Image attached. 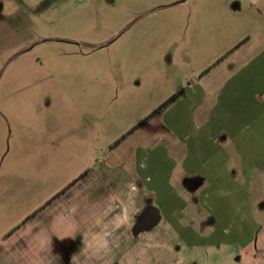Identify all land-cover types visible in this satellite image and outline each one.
I'll list each match as a JSON object with an SVG mask.
<instances>
[{"label": "rangeland", "instance_id": "rangeland-1", "mask_svg": "<svg viewBox=\"0 0 264 264\" xmlns=\"http://www.w3.org/2000/svg\"><path fill=\"white\" fill-rule=\"evenodd\" d=\"M252 163L264 166V0H0V238L53 209L73 221L74 182L119 212L172 188L205 223L140 228L133 209L114 264H256ZM186 172L207 179L197 199L178 188Z\"/></svg>", "mask_w": 264, "mask_h": 264}, {"label": "crops", "instance_id": "crops-1", "mask_svg": "<svg viewBox=\"0 0 264 264\" xmlns=\"http://www.w3.org/2000/svg\"><path fill=\"white\" fill-rule=\"evenodd\" d=\"M176 171L177 167L171 168L168 173V177L170 176L169 180L173 181V175ZM256 171L263 173L264 166L252 163L246 174L248 176L247 180H252L253 182L254 179L255 183L258 182L261 185L260 178L253 176V173ZM174 179L178 180V178ZM225 179L226 184L220 187V191H226L225 194L227 196H232L235 194V186L229 184L230 178ZM206 180V177H202L199 174L186 172V175L179 178L178 188L182 189L183 195H189L186 199L194 200L197 199L196 192L203 186ZM212 180H216L217 183L220 182V178L217 177H214ZM143 182H150V177L145 178ZM76 183L74 182L73 185H75L74 187L79 194L76 195L74 201L73 221L70 220L71 216L66 217L70 209L61 213L53 209V218L51 220V217H47V224L42 221L34 222L33 220H28L16 231H13L6 237L0 238V264H67V247L71 245L74 248V254L77 253L73 258V264H99V261H101V264H114L115 252L119 249L124 250V247L128 245H124L123 240H132L129 238V234L127 236L124 233V228L129 227L130 230L129 213L133 209L138 213L136 221L140 228L149 226L152 230L155 228L159 229L158 225L162 217L166 221V226L184 225L181 227L185 231L191 229L188 226L189 224L195 227L205 223V219L201 216L205 212H201L200 209L194 207L196 202H190V206L188 207L189 204H187L185 198L179 196V193L177 194L172 188L171 191L163 196V200L156 205L147 201L145 202L144 199V203H141V206L138 203L131 202L128 208L124 207L119 212L116 205H114L115 199L112 196H106L105 203L100 202L101 198L91 188L92 186L85 187L81 182ZM146 189H149V186H146L144 191ZM249 189L251 190L250 187ZM220 191L218 193H221ZM154 198L155 200L157 199V197ZM174 200H180L182 203V207L178 211L172 209ZM48 208L44 210L49 211ZM56 211L58 212L57 214L54 213ZM179 213L184 214V220L177 218ZM247 213L250 219L249 230L253 231V235L250 240L246 241L244 249L251 248L250 258H254L256 264H264L260 263V260L256 258L258 252L264 254V219L259 220L257 215L252 213L251 209L250 211L248 209ZM238 214L243 216L241 211ZM153 215L157 216V220L153 225H146L150 223V219H153ZM78 216L79 220H77ZM214 222V219L210 216L206 224L212 225ZM243 227L247 226H243V224L236 226V232L239 236L243 231ZM135 230L136 228L133 231L135 232ZM115 231H121L120 237L114 234ZM211 231L212 234L210 235L209 233L206 237L207 239L218 236L213 229ZM192 234L193 232L189 235L191 236ZM140 235H137L138 237L135 239H138ZM69 237H73V239L67 241L66 238ZM54 238L57 240H53ZM220 243L226 242L222 240ZM158 258H161V255H156L153 263H156Z\"/></svg>", "mask_w": 264, "mask_h": 264}, {"label": "trees", "instance_id": "trees-1", "mask_svg": "<svg viewBox=\"0 0 264 264\" xmlns=\"http://www.w3.org/2000/svg\"><path fill=\"white\" fill-rule=\"evenodd\" d=\"M173 98L170 99V101L172 100Z\"/></svg>", "mask_w": 264, "mask_h": 264}, {"label": "flooded vegetation", "instance_id": "flooded-vegetation-1", "mask_svg": "<svg viewBox=\"0 0 264 264\" xmlns=\"http://www.w3.org/2000/svg\"><path fill=\"white\" fill-rule=\"evenodd\" d=\"M240 45H241V44H240ZM240 45H239V46H240ZM237 47H238V46H237Z\"/></svg>", "mask_w": 264, "mask_h": 264}, {"label": "water", "instance_id": "water-1", "mask_svg": "<svg viewBox=\"0 0 264 264\" xmlns=\"http://www.w3.org/2000/svg\"><path fill=\"white\" fill-rule=\"evenodd\" d=\"M184 1V0H183Z\"/></svg>", "mask_w": 264, "mask_h": 264}]
</instances>
